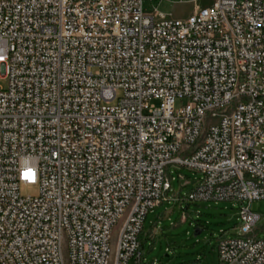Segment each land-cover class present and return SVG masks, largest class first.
<instances>
[{"label": "built area", "instance_id": "built-area-1", "mask_svg": "<svg viewBox=\"0 0 264 264\" xmlns=\"http://www.w3.org/2000/svg\"><path fill=\"white\" fill-rule=\"evenodd\" d=\"M0 78V264H157L170 165L199 174L190 201L264 199V0H0ZM258 218L218 264H264Z\"/></svg>", "mask_w": 264, "mask_h": 264}, {"label": "rangeland", "instance_id": "rangeland-1", "mask_svg": "<svg viewBox=\"0 0 264 264\" xmlns=\"http://www.w3.org/2000/svg\"><path fill=\"white\" fill-rule=\"evenodd\" d=\"M211 1L143 0V9L149 12L156 8L184 18L193 7L196 9ZM0 85L5 86L6 80L0 78ZM182 103L183 100L177 99L175 107ZM168 171L173 178L167 201L150 209L143 223L141 243L145 263L218 264V240L222 236L240 234L239 211L242 206H248L259 216L254 229L257 238L264 239V199L252 202L190 201L187 194L193 185L185 183L188 179L193 181L199 174L175 165H170ZM178 172L184 177L178 178ZM20 193L34 194L36 188L22 185ZM196 230L199 232L195 235Z\"/></svg>", "mask_w": 264, "mask_h": 264}, {"label": "crops", "instance_id": "crops-1", "mask_svg": "<svg viewBox=\"0 0 264 264\" xmlns=\"http://www.w3.org/2000/svg\"><path fill=\"white\" fill-rule=\"evenodd\" d=\"M158 1L161 2V1H164V0H158ZM194 10H195V8L193 7V8L189 11L188 14L192 13ZM160 12H161V11H160ZM162 13H164V12H162ZM165 14H166V13H165ZM175 17H178V16H175Z\"/></svg>", "mask_w": 264, "mask_h": 264}, {"label": "water", "instance_id": "water-1", "mask_svg": "<svg viewBox=\"0 0 264 264\" xmlns=\"http://www.w3.org/2000/svg\"><path fill=\"white\" fill-rule=\"evenodd\" d=\"M198 232H199V230H196L194 234L196 235Z\"/></svg>", "mask_w": 264, "mask_h": 264}]
</instances>
